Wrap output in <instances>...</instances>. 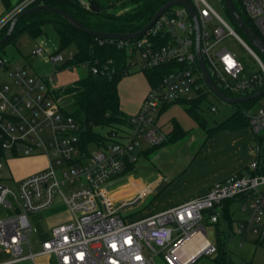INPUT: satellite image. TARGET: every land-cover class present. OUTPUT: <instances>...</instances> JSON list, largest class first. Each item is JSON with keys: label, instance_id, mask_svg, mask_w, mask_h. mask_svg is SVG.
I'll return each mask as SVG.
<instances>
[{"label": "built area", "instance_id": "1", "mask_svg": "<svg viewBox=\"0 0 264 264\" xmlns=\"http://www.w3.org/2000/svg\"><path fill=\"white\" fill-rule=\"evenodd\" d=\"M37 0H23L0 19V31L20 12ZM221 5L222 0H217ZM200 32V48L207 69L217 85L233 97L251 96L264 89V59L215 9L210 0H193ZM264 42V0H240ZM90 8V3L82 1ZM230 37L241 43L256 59L258 70L248 73L238 54L227 46ZM113 41V39H111ZM42 41L32 55H43ZM125 49L128 71L137 72L163 64L180 63L159 83L151 86L139 111L130 115L113 140L84 146L81 126L71 110L59 103L56 78L37 76L14 65L0 54V72L8 73L14 87L0 79V253L14 260H35L39 253L31 245L33 226L30 215L47 210L57 202L68 207L70 217L51 227L42 241L41 253L54 256L57 264H156L164 256L169 264H199L205 255L216 253V246L206 238V223L219 221L226 201L242 203L246 217L238 234L245 242L264 246V102L252 114L245 109L249 127L255 134L256 158L242 171L215 183L203 195L145 217H134L125 207L149 192H140L127 201L116 198L108 183L134 168L144 145H160L166 138L158 116L163 105L180 99H194L208 88L196 55V27L183 5L172 6L154 24L135 39H119ZM75 51L54 52L49 60L62 65L73 59ZM82 67L98 73L96 66ZM108 67L106 66L105 69ZM209 89V88H208ZM264 97V94L257 99ZM255 99V100H257ZM217 111L216 107L211 108ZM90 145H96L89 151ZM14 159L45 156L48 166L22 180L16 189L5 176L7 157ZM131 168V169H132ZM201 235L203 240L193 255L184 245ZM235 232H232L234 239ZM238 264H251L244 259Z\"/></svg>", "mask_w": 264, "mask_h": 264}, {"label": "trees", "instance_id": "2", "mask_svg": "<svg viewBox=\"0 0 264 264\" xmlns=\"http://www.w3.org/2000/svg\"><path fill=\"white\" fill-rule=\"evenodd\" d=\"M21 1L23 0L13 4L11 0H2L6 8V14ZM82 1L90 3L92 0H37L32 7L40 4L57 7L70 13L79 22L91 29L107 33L125 34L142 29L158 9L169 0H94L100 7V11L91 10L84 6ZM189 1L194 3L193 0ZM233 1L247 25L261 37L259 30L244 10L240 0ZM10 23L1 29L0 40L6 35ZM47 25L53 26L59 35L60 46L56 52L63 51L70 46L76 47L73 59L58 65L60 70L76 66L81 67L82 63H88L90 66H96L99 69L98 73H93L88 68L86 74L81 75L72 85L58 89L56 94L57 98L71 97L73 101L71 112L81 126L82 144L86 147L91 142L105 144L112 141V134L117 133L123 125H127L130 119V115L125 114L121 109L119 95V83L122 78L135 73L128 71L129 56L127 52L118 46L119 39H113L112 41L108 38L85 33L60 14L46 9L24 15L18 21L9 39L0 45V51L6 44L14 42L22 33L26 32L33 37H41L45 34ZM237 30L244 35L238 26ZM106 66L107 69H105ZM180 68H182V65L176 62L163 64L142 72L149 84L153 86L159 83L167 74ZM206 89L204 93L194 99H180L163 105L160 114L167 111L171 106L179 104L207 132L208 137L218 130H234L249 125L244 111L254 101L232 105L234 111L229 117L213 127L208 126L206 117L201 113L202 102L206 99L208 93H212L208 88ZM224 91L228 95L234 96L227 90ZM186 134H189V132L177 120H173V129L168 137L160 145L148 148L143 154L154 151L164 144L178 142ZM131 168L132 166H129L126 171ZM230 201L225 202V208L221 215L229 222L230 234H226L229 239L232 237L233 232L231 229L233 219L228 208ZM219 222L220 219L214 224ZM226 245L227 241L222 242V245L217 247L218 255L214 259L215 264H233Z\"/></svg>", "mask_w": 264, "mask_h": 264}, {"label": "rangeland", "instance_id": "3", "mask_svg": "<svg viewBox=\"0 0 264 264\" xmlns=\"http://www.w3.org/2000/svg\"><path fill=\"white\" fill-rule=\"evenodd\" d=\"M13 4H16L19 0H11ZM215 9L222 15L235 30H237L236 24L229 17L228 11L221 5L217 0H210ZM46 32L41 37H33L29 33H22L14 42H10L6 44L3 49L0 51V54L6 57L11 61L13 66L18 65L27 69V71L33 75L44 76L48 78H56V83L53 84V88L55 89H63L68 87L74 83L81 75L87 73V69L85 67H72L65 70H60L58 65L53 64L49 60V56L56 52L58 47L60 46V38L56 30L51 25H47L45 27ZM237 32L247 41L249 39L242 35L238 30ZM42 41L47 42L46 52L43 55H32V51L36 48V46L40 45ZM251 44V42L249 41ZM227 46L230 49H233L237 54L239 59L242 61L246 71L251 73L252 71L258 70V63L256 59L251 55V53L238 41L234 38L230 37L224 43L219 45V48ZM251 46L255 49V51L264 59V54L258 50L254 45ZM75 51V46H70L60 51L61 53H66L68 51ZM133 76L143 77V72L137 71L133 74ZM0 79L6 81L12 88L14 84L10 79L8 73L0 72ZM121 94V93H120ZM254 101L247 109H251L252 114L256 113L259 110L260 102H264V97L251 100ZM249 102V101H248ZM59 103L69 110L73 109V101L71 97L66 96L59 100ZM246 103V102H245ZM122 109L125 110L126 114H129L131 111H127L123 106V101L120 102ZM243 104V103H241ZM215 106L217 111H212L211 108ZM234 111V106L222 101L218 97H216L213 93H208L206 99L202 102L201 113L206 117L208 126H215L217 123L225 120L229 115H231ZM176 115L179 121L183 122L184 126L188 129L199 130L201 132L199 124L193 120L185 111V109L179 105H173L168 112L164 114V118H167L170 115ZM96 148V145H90L89 151H93ZM149 147L144 145L142 151H146ZM192 146H188L186 144L184 149L187 151H191ZM157 150V149H156ZM160 150V148H158ZM155 151V150H154ZM153 152H149L147 154H140L139 161L136 164V169L126 172L123 176L118 178L114 182H110L107 186L113 189V194H117L119 192L125 191L129 186H120L122 184H126L130 182L132 176H146L150 174L155 168L153 164V159L151 158ZM5 164V176L9 178L8 185L12 189H16L17 185L15 180H22L28 176L36 174L40 172L42 169L47 167L48 160L45 156L38 157H30V158H21L14 159L10 156L7 157ZM131 198L130 195L122 196V199L129 201ZM121 198L115 200V204H119L122 200ZM145 203V199H141L140 201L130 203L125 207V212L127 214H132V216H137L141 213L142 207ZM242 203H237L235 206L233 205L234 215L231 216L233 219L231 229L235 232L234 239L227 238L226 234L229 233V222L223 216L220 218V222L218 224H210L206 223V238L210 240L216 248L222 245V242L227 241V249L230 255V259L233 264H238L241 260L247 259L251 261V264H264V246L259 243L249 242L248 245L242 246L240 242L242 241V237L238 234V230L241 227V222L238 218L245 217L247 214L245 211H242ZM5 214V209L0 208V216ZM70 217L68 207L65 204H61L57 202L56 205L52 206L48 210L40 211L30 215V220L33 226V234L30 237L31 245L34 247L37 253L41 250V243L44 239H47L50 235L49 227L55 221H63ZM167 255V251H164L162 255L158 256L155 259L156 264H169L164 256ZM218 255L217 251L213 255H205L198 260L199 264H215V258ZM47 255H39L36 257L35 263L31 259H21L14 260L11 258V254L2 252L1 258L4 261L3 264H41L44 262ZM41 260V261H40Z\"/></svg>", "mask_w": 264, "mask_h": 264}, {"label": "crops", "instance_id": "4", "mask_svg": "<svg viewBox=\"0 0 264 264\" xmlns=\"http://www.w3.org/2000/svg\"><path fill=\"white\" fill-rule=\"evenodd\" d=\"M5 14L6 8L0 0V19ZM131 76L123 77L119 83L120 102L122 100L125 109L131 111L127 115H133L139 111L150 88L145 75L143 77ZM170 108L162 114L159 113L158 116V122L165 132L166 138L173 129V120H177L189 134H186L178 142L164 144L159 147L160 150L152 151L153 156L151 158L155 166L153 171L146 176H132L130 182L118 186L128 185L129 187L125 191L113 194L116 199H122V196L130 195L129 200H131L137 197L140 192L149 189V192L143 197L145 203H147V200L149 203L146 205L144 203L143 206H145L142 207L141 213L134 217L155 214L201 196L215 183L244 170L257 156L254 149L256 144L255 134L249 125L234 130H218L208 137L207 132L201 127V132L186 128L175 114L164 118V114ZM122 111L125 113L124 109ZM186 144L195 148L187 151L184 149ZM143 152H139V157ZM136 164L129 171L136 169ZM237 203L239 204L238 201L234 200L228 203L232 216L235 213L233 205L235 206ZM245 217L238 219L240 221ZM63 221L53 222L49 227V233L51 234L52 226ZM193 239L184 246L183 251L186 254L193 255L201 244L203 237L196 235ZM248 243L244 245H248ZM1 255L2 253H0V264H3L4 261ZM39 255L46 254H42L40 250ZM46 257L47 259L41 264H57L54 256L47 255ZM35 260L32 261L35 263Z\"/></svg>", "mask_w": 264, "mask_h": 264}, {"label": "water", "instance_id": "5", "mask_svg": "<svg viewBox=\"0 0 264 264\" xmlns=\"http://www.w3.org/2000/svg\"><path fill=\"white\" fill-rule=\"evenodd\" d=\"M223 4L228 11L231 19L233 22L240 28V30L243 32V34L249 39L252 45H254L258 50H260L264 54V42L261 40L258 34H256L245 22V20L242 18V16L239 14L237 11L234 1L233 0H222ZM176 5H183L187 8V10L190 13L191 18L193 19L196 27V55H197V60L199 63V67L201 69V74L203 77V80L209 90L219 99L222 101L230 104V105H235V104H241L245 103L251 100L257 99L259 96L264 94V89L251 95V96H240V97H233L228 95L225 91H223L217 83L214 81L212 78L209 70L207 69V66L205 64L204 58L202 56L201 48H200V32L201 28L199 25L198 17L195 11V8L193 4L189 0H169L166 2L163 6H161L158 11L155 13V15L152 17V19L139 31L133 32V33H125V34H120V33H107L95 29H91L89 27H86L84 24L79 22L76 18H74L70 13L57 8L53 6H48L45 4H40V5H35L33 7H30L28 9L23 10L20 12L10 23V27L6 33V35L0 40V45H2L4 42H6L9 37L11 36L12 32L14 31L18 21L26 14L30 12H34L40 9H46L50 10L53 12H56L66 18L68 21H70L75 27H77L79 30L95 35L98 37H104L108 39H135L138 37H141L153 24L154 22L169 8L172 6ZM90 9L93 11H100V7L98 4L92 0L90 2ZM227 248V246H226Z\"/></svg>", "mask_w": 264, "mask_h": 264}, {"label": "bare ground", "instance_id": "6", "mask_svg": "<svg viewBox=\"0 0 264 264\" xmlns=\"http://www.w3.org/2000/svg\"><path fill=\"white\" fill-rule=\"evenodd\" d=\"M193 4V3H192ZM229 14V13H228ZM193 240H195V239H193ZM199 240V239H198ZM191 242V241H190ZM185 246V245H184ZM191 251V250H190ZM191 253H193V252H191Z\"/></svg>", "mask_w": 264, "mask_h": 264}]
</instances>
